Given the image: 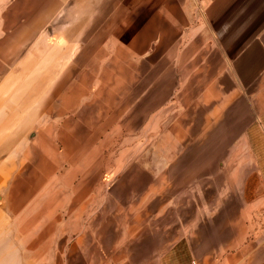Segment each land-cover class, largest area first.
Instances as JSON below:
<instances>
[{
	"label": "crops",
	"instance_id": "0c3cea01",
	"mask_svg": "<svg viewBox=\"0 0 264 264\" xmlns=\"http://www.w3.org/2000/svg\"><path fill=\"white\" fill-rule=\"evenodd\" d=\"M147 103L154 123L170 104L171 129H200L197 144L234 163L204 181L233 193L239 211L217 219L219 250L229 242L232 264H264V0H0V188L11 176L2 163L30 130L92 128L105 107L115 115L132 106L144 125ZM153 185L168 191L162 175ZM245 203L261 217L247 223ZM182 241L166 253L194 257Z\"/></svg>",
	"mask_w": 264,
	"mask_h": 264
},
{
	"label": "rangeland",
	"instance_id": "374dc122",
	"mask_svg": "<svg viewBox=\"0 0 264 264\" xmlns=\"http://www.w3.org/2000/svg\"><path fill=\"white\" fill-rule=\"evenodd\" d=\"M169 106L158 108L156 123L147 103L144 125L132 106L115 115L105 107L93 113L92 128L30 130L34 137L22 139L15 160L2 163L11 176L0 188V264H232V243L219 250L217 219L239 213L234 195L204 181L208 170L234 163L216 161L218 147L197 144L200 129H171ZM73 117L63 121L74 125ZM160 175L162 185L173 183L162 187L166 193L154 191ZM245 204L247 223L261 217ZM179 236L194 257L166 253Z\"/></svg>",
	"mask_w": 264,
	"mask_h": 264
},
{
	"label": "trees",
	"instance_id": "16d2710c",
	"mask_svg": "<svg viewBox=\"0 0 264 264\" xmlns=\"http://www.w3.org/2000/svg\"><path fill=\"white\" fill-rule=\"evenodd\" d=\"M180 264H182V262H180Z\"/></svg>",
	"mask_w": 264,
	"mask_h": 264
}]
</instances>
